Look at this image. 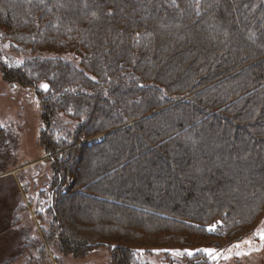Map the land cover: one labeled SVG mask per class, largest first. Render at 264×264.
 Here are the masks:
<instances>
[{
    "label": "trees",
    "instance_id": "16d2710c",
    "mask_svg": "<svg viewBox=\"0 0 264 264\" xmlns=\"http://www.w3.org/2000/svg\"><path fill=\"white\" fill-rule=\"evenodd\" d=\"M4 42L25 58L0 50L3 81L41 107L60 252L213 264L258 226L264 0H0Z\"/></svg>",
    "mask_w": 264,
    "mask_h": 264
},
{
    "label": "rangeland",
    "instance_id": "374dc122",
    "mask_svg": "<svg viewBox=\"0 0 264 264\" xmlns=\"http://www.w3.org/2000/svg\"><path fill=\"white\" fill-rule=\"evenodd\" d=\"M7 47L6 42L0 44L4 60L25 58ZM62 58L72 61L69 55ZM40 114L33 91L4 82L0 72V264H112L106 246L74 256L60 252L54 239H49L50 221L44 210L51 199L52 172L39 146ZM262 233L264 217L239 247L226 245L213 264H264ZM138 262L168 261L160 251H152L140 252Z\"/></svg>",
    "mask_w": 264,
    "mask_h": 264
},
{
    "label": "snow or ice",
    "instance_id": "6c2138e0",
    "mask_svg": "<svg viewBox=\"0 0 264 264\" xmlns=\"http://www.w3.org/2000/svg\"><path fill=\"white\" fill-rule=\"evenodd\" d=\"M261 238L264 239V233L261 234ZM237 247H239V245H237Z\"/></svg>",
    "mask_w": 264,
    "mask_h": 264
},
{
    "label": "flooded vegetation",
    "instance_id": "af4514ba",
    "mask_svg": "<svg viewBox=\"0 0 264 264\" xmlns=\"http://www.w3.org/2000/svg\"><path fill=\"white\" fill-rule=\"evenodd\" d=\"M163 264H168V263H163ZM192 264H196V263H192Z\"/></svg>",
    "mask_w": 264,
    "mask_h": 264
}]
</instances>
